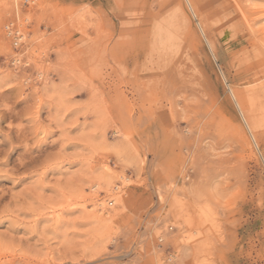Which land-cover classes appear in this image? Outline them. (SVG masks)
I'll return each instance as SVG.
<instances>
[{"label":"rangeland","instance_id":"1","mask_svg":"<svg viewBox=\"0 0 264 264\" xmlns=\"http://www.w3.org/2000/svg\"><path fill=\"white\" fill-rule=\"evenodd\" d=\"M0 264H264V0H0Z\"/></svg>","mask_w":264,"mask_h":264},{"label":"bare ground","instance_id":"2","mask_svg":"<svg viewBox=\"0 0 264 264\" xmlns=\"http://www.w3.org/2000/svg\"><path fill=\"white\" fill-rule=\"evenodd\" d=\"M236 101V100H235ZM237 104V103H236ZM238 105H239V103H238ZM30 156V155H29Z\"/></svg>","mask_w":264,"mask_h":264}]
</instances>
